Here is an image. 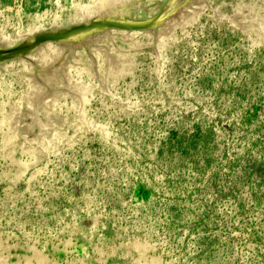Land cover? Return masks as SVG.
Here are the masks:
<instances>
[{
  "label": "rangeland",
  "instance_id": "1",
  "mask_svg": "<svg viewBox=\"0 0 264 264\" xmlns=\"http://www.w3.org/2000/svg\"><path fill=\"white\" fill-rule=\"evenodd\" d=\"M0 49V264H264V0H0Z\"/></svg>",
  "mask_w": 264,
  "mask_h": 264
},
{
  "label": "bare ground",
  "instance_id": "2",
  "mask_svg": "<svg viewBox=\"0 0 264 264\" xmlns=\"http://www.w3.org/2000/svg\"><path fill=\"white\" fill-rule=\"evenodd\" d=\"M179 4V3H178ZM103 14L105 13V15H103L102 13L100 14V16L103 18H105V17H108V16H110L108 19V21H110V20H116V22L117 23H114V26H117V27H127V26H130V27H132L131 25L133 24V27L135 26L134 24H136V27H140V26H144V25H147L148 23H150L149 22V20H148V23H142V21H144L143 20V18H141V17H137V16H127L126 14V16L125 15H119V16H116V15H108V16H106V11H101ZM98 13H100V11L98 12ZM113 14V13H112ZM98 15V14H97ZM186 15V14H185ZM91 16H92V18H93V15H91L90 14V16H88V17H90L91 18ZM100 16H97L99 19H97L96 17V22H95V20H93V23L94 24H92V23H90L89 21H91L92 22V20H90L89 19V21L88 20H86V16L84 17L85 18V20L84 19H82V20H84L82 23H77V24H75L76 26L74 27V26H72V29L70 28V30H69V28L66 30V28H65V30L66 31H64V32H62V33H60V35L62 36V38H64V39H62L61 40V38H59L61 41H64L65 39H68V40H72V42L70 41V43H67V45L69 44V46L70 45H72V44H78V42H79V40H82L83 38L84 39H86L87 38V36L88 37H90L91 35H93L94 33H104V32H107L108 30L110 31L111 30V28H112V26H110V27H108L109 26V23H107V19H105V20H100ZM91 18V19H92ZM113 22H115V21H112L111 23H113ZM153 21H151V23H152ZM87 23H89L91 26L89 27L88 25H87ZM150 23V25L152 26V24ZM153 24H154V22H153ZM113 25V24H112ZM150 25H148V26H150ZM113 26V27H114ZM74 27V28H73ZM64 30V29H63ZM61 31V30H60ZM108 31V32H109ZM111 32V31H110ZM59 35V36H60ZM90 35V36H89ZM95 35V34H94ZM55 36H56V34H55ZM97 36V35H96ZM86 37V38H85ZM55 38V37H54ZM91 38V37H90ZM35 39V38H34ZM56 39H58V37L56 38ZM68 40H67V42H68ZM34 40L33 39H31L30 41H28V42H26L25 44H23L21 47H19L17 50L19 51H22V53H24L23 51H25V50H27V51H25V52H28V50H33L32 48H36V47H33V45L32 44H34V42H33ZM82 42V41H81ZM62 43H66V42H62ZM66 45V44H65ZM34 46H36V45H34ZM38 46V45H37ZM73 46V45H72ZM30 47H32V48H30ZM39 47V46H38ZM1 50V49H0ZM4 50V49H3ZM5 53V51L3 52L2 50L0 51V56L3 54V56L5 55H7L6 53ZM11 54V53H10ZM13 54H15L14 52H13ZM18 54V53H17ZM16 55V54H15ZM1 58H3V57H1ZM111 58V57H110ZM21 59V58H20ZM65 62V61H64ZM63 64V63H62ZM60 70H61V68H60ZM56 71V70H55ZM53 72V71H52ZM51 73V72H50ZM54 73V72H53ZM60 73H61V71H60ZM57 75V74H56ZM47 77V76H46ZM50 77V76H49ZM36 78V77H35ZM57 79V78H56ZM55 79V80H56ZM61 81V80H60ZM36 83V82H35ZM53 88V87H52ZM51 97V96H50ZM53 97V96H52ZM41 99V98H40ZM51 99V98H50ZM37 113V112H36ZM30 116V115H29ZM19 121H21V120H19ZM18 122V121H17ZM22 122V121H21Z\"/></svg>",
  "mask_w": 264,
  "mask_h": 264
}]
</instances>
